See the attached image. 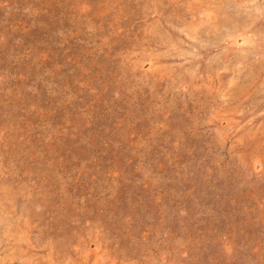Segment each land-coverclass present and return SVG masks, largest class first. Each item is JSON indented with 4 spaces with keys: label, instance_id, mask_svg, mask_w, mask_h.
<instances>
[{
    "label": "rangeland",
    "instance_id": "1",
    "mask_svg": "<svg viewBox=\"0 0 264 264\" xmlns=\"http://www.w3.org/2000/svg\"><path fill=\"white\" fill-rule=\"evenodd\" d=\"M0 264H264V0H0Z\"/></svg>",
    "mask_w": 264,
    "mask_h": 264
}]
</instances>
